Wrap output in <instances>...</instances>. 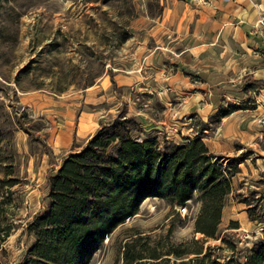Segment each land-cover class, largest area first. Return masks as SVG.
I'll list each match as a JSON object with an SVG mask.
<instances>
[{
    "label": "rangeland",
    "instance_id": "374dc122",
    "mask_svg": "<svg viewBox=\"0 0 264 264\" xmlns=\"http://www.w3.org/2000/svg\"><path fill=\"white\" fill-rule=\"evenodd\" d=\"M160 12L159 0H0V220L3 233L10 229L0 247V264H17L33 241L26 226L45 207L46 179L53 174L49 167L38 179L34 164L46 156L49 163L58 162L48 145L49 128L63 120L70 101L78 100L76 96L102 76V70L111 92L117 79L112 67L142 65L143 59L133 53L140 49L138 55L142 54V45L150 40L144 42L145 26L133 21ZM138 96L137 108L157 117L160 100ZM229 106L242 107L227 102L209 120L196 114L187 126L170 121L157 127L144 115H127L122 103L104 124L124 114L132 118V137L154 138L159 147L181 144L205 135L202 130L212 129L218 113ZM241 177L248 178L237 172L231 177L214 238L203 240L194 229L200 211L198 192L184 206L149 197L112 231L88 264H245L264 237V193L262 186L254 188L263 182L261 177L249 175L248 183ZM200 247L201 254L192 253ZM181 251L188 253L177 256ZM203 254L207 257L201 260Z\"/></svg>",
    "mask_w": 264,
    "mask_h": 264
},
{
    "label": "crops",
    "instance_id": "0c3cea01",
    "mask_svg": "<svg viewBox=\"0 0 264 264\" xmlns=\"http://www.w3.org/2000/svg\"><path fill=\"white\" fill-rule=\"evenodd\" d=\"M159 6L158 15L133 21L145 26L144 42L150 40L142 45V54L140 49L133 53L143 59L142 65L112 67L117 90L111 92L102 70L78 100L70 101L63 120L49 128L48 145L58 162L49 163L47 156L36 162L38 179L49 167L55 173L63 158L81 148L122 103L129 116L144 115L157 127L170 121L182 127L191 116L209 120L219 105L231 102L242 107L219 118L212 129H203V141L219 156L248 152L237 173L247 175L241 177L245 183L249 175L261 177L254 188L262 186L264 193V0H159ZM138 93L160 100L157 117L137 108ZM249 103L251 108L243 107Z\"/></svg>",
    "mask_w": 264,
    "mask_h": 264
},
{
    "label": "trees",
    "instance_id": "16d2710c",
    "mask_svg": "<svg viewBox=\"0 0 264 264\" xmlns=\"http://www.w3.org/2000/svg\"><path fill=\"white\" fill-rule=\"evenodd\" d=\"M236 108L229 106L216 117L219 120ZM131 122L124 114L116 116L63 158L48 177L45 207L26 226L33 241L17 264H88L112 231L149 197L184 206L198 192L200 211L194 229L203 240L215 237L231 177L248 152L236 157L215 155L202 133L186 143L167 142L159 147L154 138L132 137ZM9 232L6 228L3 233L0 220V247ZM202 251L200 247L192 253ZM206 257L203 254L201 260ZM261 263L264 237L245 264Z\"/></svg>",
    "mask_w": 264,
    "mask_h": 264
}]
</instances>
